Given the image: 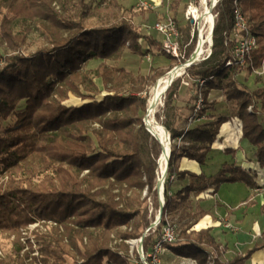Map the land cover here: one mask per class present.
I'll return each instance as SVG.
<instances>
[{"label":"trees","instance_id":"16d2710c","mask_svg":"<svg viewBox=\"0 0 264 264\" xmlns=\"http://www.w3.org/2000/svg\"><path fill=\"white\" fill-rule=\"evenodd\" d=\"M90 1L0 0V44L14 51L5 54L0 64V126L14 119L0 132V176H8L0 181V233L15 235L13 249L0 256V264H26L21 255V230L45 218L63 230L39 235L43 264H136L131 262L125 240L143 236L144 252L150 254L162 238L163 226L173 220L186 225L178 231L177 242L162 243L164 249L192 257L198 264H246L256 249L264 248V242L227 259L226 246L210 228L192 229L207 212L190 197L215 194L225 182L258 187L256 173L228 161L216 173L207 174L204 169L197 173L181 170L180 160L187 157L205 167L222 124L238 117L242 138L264 169V73L255 77L258 86L254 89L238 82L243 70L253 74L264 67V0H219L215 6L212 55L192 64L184 75L206 79V104L212 90H222L230 102V116L220 114L213 121L190 123L191 111L183 127L163 122L171 134V155L162 217L156 228H150L153 217H149L147 202L153 195L159 204L157 162L162 148L144 119L151 88L179 60L160 51L162 38L143 33L135 23L134 17L153 9L133 11L124 5L125 0H92L96 2L92 7ZM182 1L171 0L168 9L179 24L183 50L191 34L184 43L188 29L181 26V19L185 20L186 5L198 0H187L180 14L177 7ZM237 8L246 16L258 44L245 67L226 62L233 56ZM7 9L16 14L8 16ZM32 23L46 44L26 53ZM144 39L158 47V55L169 59L167 70L156 66L148 74L137 75L122 62L126 51L137 55L140 62L150 53L156 55L149 45L143 48ZM196 43L195 36L180 63L190 58ZM95 61H99L96 67L89 66ZM16 81L22 82L20 88ZM179 87L176 79L166 91L167 106ZM71 94L87 101L69 105L66 101ZM225 152L236 154L229 147ZM174 178H188V183L172 192ZM121 226L127 229L122 231ZM115 239L121 241L112 245ZM69 256L73 261L67 262ZM136 257L137 264H144L139 253ZM147 260L152 259L147 256Z\"/></svg>","mask_w":264,"mask_h":264},{"label":"crops","instance_id":"0c3cea01","mask_svg":"<svg viewBox=\"0 0 264 264\" xmlns=\"http://www.w3.org/2000/svg\"><path fill=\"white\" fill-rule=\"evenodd\" d=\"M164 0H155V8L149 14V19L140 16L141 29L143 33L153 35L155 38H162V35L155 31L152 27L154 20L152 16L167 11V7L163 6ZM143 48L150 46V58L141 62L137 59V55H133L126 51L122 62L128 69L133 70L135 74H148L151 67L165 68L169 64V59L163 55H158V47L149 44L148 39L142 42ZM153 57L152 60H150ZM155 57V58H154ZM216 92L212 90L209 94V100L214 106L209 105L205 116L202 120L205 122L213 121L218 115L230 116V113L222 110L223 102H213L216 98L211 96ZM193 92L190 87L184 85L179 87L175 99L168 112L169 122L173 127H183L187 121L193 107ZM223 96H225L223 94ZM226 98V97H225ZM212 151L209 154L210 159L205 167L196 160L183 157L180 160V169L197 173H202L204 169L207 174L216 173L221 164L225 161L242 165L245 169L252 170L256 173V182L258 187H251L245 182H225L219 186L217 193H202L200 195L191 194L194 205H200L207 213L199 218L192 229L200 230L210 228L211 233L216 240L226 246L225 257L230 259L236 254H245L248 250L253 249L254 245L264 242V169L259 163L253 159L247 140L242 138V122L238 117H230L221 126L220 134L213 143ZM235 149L236 154H227L225 149ZM254 173V174H255ZM188 183V178H174L171 184L172 192H177ZM227 224H231L232 228ZM165 264H182L183 260H191V258H183L175 255L168 249ZM246 264H264V248L256 249Z\"/></svg>","mask_w":264,"mask_h":264},{"label":"rangeland","instance_id":"374dc122","mask_svg":"<svg viewBox=\"0 0 264 264\" xmlns=\"http://www.w3.org/2000/svg\"><path fill=\"white\" fill-rule=\"evenodd\" d=\"M171 0H164L163 2V6L168 8V4ZM187 0H183L182 3L180 4L179 7H177V9H179L180 14L183 12V8H184V4L186 3ZM199 1V0H198ZM200 3V12H204L205 8L202 4ZM212 0H208V7L210 6ZM91 6L94 7L96 2L94 1H90ZM124 5H126L129 8H132L133 11H139L141 9V7L138 6L139 0H125L123 1ZM145 9V8H143ZM146 10V9H145ZM154 10V9H153ZM178 12V13H179ZM7 14L10 17H13L16 12L13 9H7ZM149 13L145 14L143 17H145L147 20L149 19ZM140 16H136L134 17V21L135 23H140V19L138 18ZM157 18V16H152V19L155 21V19ZM96 22V20H94ZM181 26L182 27H187L188 31L186 33V35L183 37V42L187 43V41L190 37H192V25L189 22H186L185 20L181 19ZM207 26V25H206ZM24 29H29V28H24ZM207 29V27L204 29V31ZM198 35V29L196 27V32H195V36ZM46 43H44L43 37L40 35V32L37 30L36 26L32 23L30 24V31H27V45L24 48V51L26 53H33L34 51H36L39 47L45 45ZM14 51L11 50L10 48L1 45L0 44V64H2L4 62V55L8 54V53H13ZM149 59V58H148ZM153 58H151L150 60H152ZM109 64H113V61L108 60L107 61ZM197 62V63H201ZM99 63V61H95L92 62L89 66L91 67H96L97 64ZM181 64L179 61L177 63V65ZM176 65V66H177ZM169 68V66L165 67L164 69L167 70ZM168 73V72H167ZM166 73V74H167ZM185 71L183 72V75L177 78V81L179 79V83H180V87L183 86V80L184 78H187V75H184ZM165 74V75H166ZM258 75V73L253 72V74H250L248 70H243V72L238 76V82L240 83V86H245L249 89H254L258 86V84L255 82V77ZM22 82H18L16 81V84L18 86V88L21 87ZM100 86L102 87V84H100ZM186 89V86H184V90ZM153 90V87L151 88V92ZM150 92V93H151ZM103 94H106V92L102 93L101 95L98 96V99H102L103 98ZM152 94V93H151ZM223 91L222 90H216V92H214V94L211 96V98H213V102H223L221 106L222 110L227 111L228 113L231 112L230 109V102L228 100H226L225 96H223ZM165 95V94H164ZM166 96V95H165ZM165 96L163 97L161 104L159 105L156 114H159V117H157V115H155V118L157 121H159L160 123L163 122H169V118H168V112L173 108L170 104V106L166 105V98ZM176 97L174 96L173 99H175ZM87 100H81V98L74 96L73 94H71L70 98L66 101L67 104L69 105H81L84 102H86ZM217 102V103H218ZM23 105V104H22ZM211 107L214 106V104L212 102H209L208 104H206V107ZM14 119H10L9 121L3 122V124L0 126V132H2L5 128V126H7L9 123L13 122ZM261 120L264 122V116L261 115ZM159 162V161H158ZM157 162V165H158ZM159 168V167H158ZM8 176H0V181H4L7 180ZM168 179V174L165 178V181H167ZM159 180V177H158ZM158 183V181H157ZM165 183V182H164ZM165 186V184H164ZM147 193V189L144 190L143 196H145ZM157 201H158V205L156 206L155 204V199L154 196L151 195V197L148 198V212H149V217H153V222L156 221L158 215H159V211H160V206H161V200H160V195L158 193L157 196ZM174 221V222H173ZM170 221L173 224H176L177 226V230L180 231L181 228L185 227L186 222H181L178 220H173ZM152 222V223H153ZM157 226V225H156ZM156 226L151 227V228H156ZM60 229L63 230V227L57 223L56 221L51 219H38V221L36 220L35 222H32L30 224H28L26 227L22 228L21 230V235H20V240H21V244H22V248H21V255L25 257V263L26 264H43L42 262V251H41V243L39 241V235L40 234H48L52 231H54L55 229ZM120 229L122 231L127 229V226H121ZM150 229V228H149ZM115 231H113V236H115ZM148 229L145 231L144 235L148 233ZM15 239V235L9 236L5 233H0V256L1 257H5L7 254H9L11 252V249H13L14 247V241ZM143 239L144 237H140V238H133V239H128L125 240L126 243L129 244L130 247V254H131V262L132 263H136L137 264V260L136 259V253H139L140 257H141V246H143ZM142 240V241H141ZM121 240H114L112 242V245H116V243H120ZM258 244L254 245L253 247L257 246ZM260 245V244H259ZM163 248V247H162ZM261 249V248H260ZM144 250V248H143ZM144 252V251H143ZM255 252V251H254ZM253 252V253H254ZM144 254L146 255V253L144 252ZM166 255H168V251L165 252L162 251L161 254L158 256V264H165V257ZM73 261V257L69 256L68 257V261L67 262H71ZM148 261V260H147ZM144 263V262H143ZM182 264H198L197 261L195 259H191V260H183Z\"/></svg>","mask_w":264,"mask_h":264},{"label":"built area","instance_id":"2783aa9c","mask_svg":"<svg viewBox=\"0 0 264 264\" xmlns=\"http://www.w3.org/2000/svg\"><path fill=\"white\" fill-rule=\"evenodd\" d=\"M219 0H212L209 8L214 15V21H216V14L214 9ZM200 3L199 1L189 2L184 10V17L187 22L192 25V37L188 44L184 45V49H181V32L179 24L175 18L174 13L167 9L166 12L158 13L157 18L155 19L152 27L156 29L162 35V47L160 51L170 53V55L176 57L179 62L185 57V49L191 43L192 39L195 37L196 27L198 29V37L196 47L191 54V56L197 50L200 41H203L202 52L199 60L197 62L206 60L210 58L213 52V31L214 26L210 28V24L206 21L204 13L208 7V0H203L202 4L205 8L204 12H200ZM138 6L145 9H154L156 4L155 0H139ZM169 8V7H168ZM207 25V26H206ZM207 29L204 31V29ZM210 36V37H209ZM234 41L232 49V58L227 62V65L237 64L242 67L247 66L249 62V57L251 52L257 47V38L254 34L251 33L249 22L246 16L241 12L240 8L236 9L235 15V26L232 35ZM150 55L148 54L147 57ZM190 56V58H191ZM189 58V59H190ZM196 62V63H197ZM258 74L264 73V67L255 71ZM184 86L190 87L192 89L193 95L195 96L194 108L192 110L191 116L188 118L189 122L199 121L202 119L201 112L205 108V96L204 89L206 87V79L201 77H190L187 75V78L183 80ZM252 107H249L251 110ZM158 225V224H157ZM228 227L232 228L231 224H227ZM178 230L176 224L171 222L166 223L163 226L162 238L158 240L150 254H144L143 246H141V258L144 264H158V256L165 249L162 248L163 242H177ZM142 241V240H141ZM147 256L151 257V262L147 261Z\"/></svg>","mask_w":264,"mask_h":264},{"label":"bare ground","instance_id":"6f19581e","mask_svg":"<svg viewBox=\"0 0 264 264\" xmlns=\"http://www.w3.org/2000/svg\"><path fill=\"white\" fill-rule=\"evenodd\" d=\"M204 17L206 18V21L210 24V28H212L215 21L211 8L207 7V10L204 13ZM202 46H203V41L201 40L195 53L191 56L190 59L186 61L188 62V64H194L199 60L202 52ZM185 70H186L185 64L181 63L176 67H174L166 75H163L160 78H158L159 79L158 85L155 84V86L153 87V90L151 92L152 94L149 100V103L152 105L153 109L151 113L144 120L150 131H152L160 139L162 143L160 148H162L163 146L160 154V158H158L161 197H162V188H164V184H165L164 182L167 176L166 166L170 153L171 140H170V131L163 123H160L159 121L156 120L155 115L159 105L161 104L163 97L165 96L163 94V91L165 90L166 86L169 85L172 80L174 82L178 77L182 76Z\"/></svg>","mask_w":264,"mask_h":264},{"label":"water","instance_id":"95a60500","mask_svg":"<svg viewBox=\"0 0 264 264\" xmlns=\"http://www.w3.org/2000/svg\"><path fill=\"white\" fill-rule=\"evenodd\" d=\"M184 64H185L186 69L192 65V64H188V62H186V63H184ZM175 67H176V66H175ZM169 72H170V71H169ZM169 72H168V73H169ZM158 80H159V79H158ZM172 83H173V80L170 82L169 85L166 86L165 90L163 91V94H166V91L169 89V87L172 85ZM156 85H158V81H157ZM147 107H148V110H147V113H146L145 118L151 113V111H152V109H153V108H152V105H151L150 103H149V106H147ZM144 120H145V119H144ZM145 126H146V129L148 130V132H149L152 136H154V137L160 142V144H162L161 141H160V139H159V138H158V137H157L152 131H150V129L147 127L146 123H145ZM170 140H171V134H170ZM170 142H171V141H170ZM170 142H169V143H170ZM162 148H163V146H162ZM170 155H171V143H170V153H169V158H170ZM169 158H168V162H167V166H166V173H167V171H168ZM157 188H158V193H159V195H160L161 206H160L159 215H158L156 221L153 222V223L151 224L150 228L156 226V225L160 222L161 217H162V209H163V206H164V203H163V202H164V199H163V198H164V197H163L164 189L162 188V197H161L160 180H158ZM144 236H145V235H144Z\"/></svg>","mask_w":264,"mask_h":264}]
</instances>
